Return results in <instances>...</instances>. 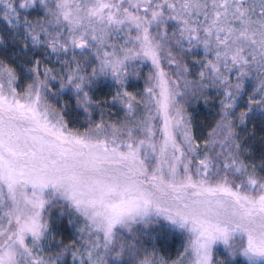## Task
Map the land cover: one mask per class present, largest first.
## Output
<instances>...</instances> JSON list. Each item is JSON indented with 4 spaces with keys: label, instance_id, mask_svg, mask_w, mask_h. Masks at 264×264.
<instances>
[{
    "label": "snow or ice",
    "instance_id": "snow-or-ice-1",
    "mask_svg": "<svg viewBox=\"0 0 264 264\" xmlns=\"http://www.w3.org/2000/svg\"><path fill=\"white\" fill-rule=\"evenodd\" d=\"M0 264H264V0H0Z\"/></svg>",
    "mask_w": 264,
    "mask_h": 264
}]
</instances>
